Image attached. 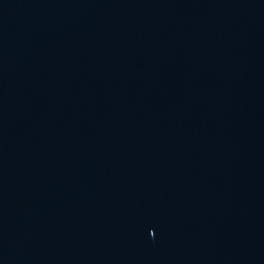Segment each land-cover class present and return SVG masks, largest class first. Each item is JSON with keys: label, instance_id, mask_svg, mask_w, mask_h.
I'll return each mask as SVG.
<instances>
[{"label": "water", "instance_id": "obj_1", "mask_svg": "<svg viewBox=\"0 0 264 264\" xmlns=\"http://www.w3.org/2000/svg\"><path fill=\"white\" fill-rule=\"evenodd\" d=\"M0 264H264V0H0Z\"/></svg>", "mask_w": 264, "mask_h": 264}]
</instances>
